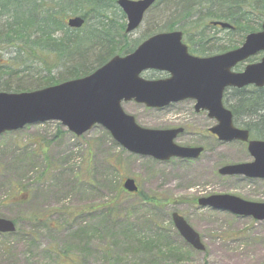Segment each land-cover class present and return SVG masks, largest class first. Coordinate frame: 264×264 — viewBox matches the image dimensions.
I'll list each match as a JSON object with an SVG mask.
<instances>
[{
	"label": "rangeland",
	"instance_id": "1",
	"mask_svg": "<svg viewBox=\"0 0 264 264\" xmlns=\"http://www.w3.org/2000/svg\"><path fill=\"white\" fill-rule=\"evenodd\" d=\"M155 20L153 14L146 15L129 36L130 44L148 38L147 29ZM217 37L225 43L223 34ZM5 53V59L14 56ZM151 74L143 76L151 79ZM10 82L25 89L9 94L43 89L30 78ZM194 105L185 101L155 110L123 103L141 127L182 128L177 145L205 148L194 160L161 162L131 154L102 126L77 137L60 122L50 121L0 135V218L16 221L17 227L15 233L0 234V264H66L71 258L78 264H144L131 250L125 255L136 236L127 239L125 228L147 237V242L158 233L165 236L182 250L172 264H264V221L198 205L200 198L224 194L264 203V180L219 174L226 165L253 159L242 143L210 136L214 122L196 113ZM126 179L136 182L137 195L124 191ZM22 192L23 202L18 199ZM173 213L199 233L204 251L181 238ZM36 216L45 218L41 222Z\"/></svg>",
	"mask_w": 264,
	"mask_h": 264
},
{
	"label": "water",
	"instance_id": "2",
	"mask_svg": "<svg viewBox=\"0 0 264 264\" xmlns=\"http://www.w3.org/2000/svg\"><path fill=\"white\" fill-rule=\"evenodd\" d=\"M158 0H119L118 6L127 18L129 34L143 23L146 13ZM84 19L72 18L70 28L79 29ZM214 26L231 29L227 23ZM264 54V23L260 32L249 34L241 47L207 58L189 53L180 31L159 33L144 41L133 53L116 56L107 64L83 78L67 81L30 93H0V135L25 126L57 121L80 137L95 126H102L114 141L128 152L159 161L171 158L198 159L202 147H182L174 143L183 129L153 130L141 127L127 114L123 103L135 102L151 109H164L187 99L196 101V110H207L219 125L211 132L224 142H248L253 163L224 166L222 176H244L264 179V141L249 142L246 130L234 127L231 111L223 105L227 88L243 89L250 85L264 87V56L249 64L243 72L237 65ZM166 72L165 80H147V71ZM124 188L138 192L134 180L127 179ZM199 206L229 212L240 217L264 221V203L250 202L233 195L201 198ZM172 219L185 241L197 251L205 247L200 235L179 214ZM16 232L13 221L0 218V234Z\"/></svg>",
	"mask_w": 264,
	"mask_h": 264
},
{
	"label": "trees",
	"instance_id": "3",
	"mask_svg": "<svg viewBox=\"0 0 264 264\" xmlns=\"http://www.w3.org/2000/svg\"><path fill=\"white\" fill-rule=\"evenodd\" d=\"M117 1L0 0V93L25 89L10 85L15 77L21 82L34 79L38 88L44 89L88 76L113 57L132 53L147 37L130 44ZM149 13L156 20L149 24L148 37L181 31L191 52L206 57L236 49L248 34L258 32L264 22V0H159ZM70 17L83 18L85 26L70 28ZM215 22L227 23L233 29L214 26ZM219 33L224 44H220ZM5 52L14 56L5 59ZM230 95L234 96L232 101ZM227 104L253 137L264 139V89L228 92ZM18 199L24 201L23 192ZM40 218L45 217L35 219ZM123 232L126 237L136 235L125 255L131 250L144 264H172L173 256L182 252L159 233L147 242V237L131 228ZM64 262L78 264L73 258Z\"/></svg>",
	"mask_w": 264,
	"mask_h": 264
},
{
	"label": "flooded vegetation",
	"instance_id": "4",
	"mask_svg": "<svg viewBox=\"0 0 264 264\" xmlns=\"http://www.w3.org/2000/svg\"><path fill=\"white\" fill-rule=\"evenodd\" d=\"M125 22H126V24H127V18H125ZM133 32H135V31H133ZM133 32H131L130 34H128L129 36L130 35H132L133 34ZM127 33V32H126ZM189 51L191 52V48L189 47ZM194 56H199V55H195V54H193ZM199 57H202V56H199ZM248 65H244V67H243V69H242V71H244V69L247 67ZM240 68H242V65H239V66H237V68H236V70L238 71ZM242 71H238V72H242ZM148 72H153V74H151V75H153L152 76V78L150 79L149 78V80H161V79H167V78H169V74L168 73H164V72H157V71H148ZM156 75V76H155ZM252 88V87H251ZM234 91H236V90H234V89H226L225 90V92H224V97H223V105H224V107L226 108V109H229L230 111H231V113H232V120H233V125H234V127L235 128H237V129H239V130H246L247 132H248V134H249V142H251V141H264V139H260V138H255V137H253L252 136V134H251V132H250V130L247 128V127H244L242 124H240L239 123V121L236 119V117H235V115H234V113H233V111L231 110V108H229V106H228V104H227V93L228 92H231V93H233ZM231 97H234V96H231L230 95V98ZM185 101H192V102H194L195 103V101L194 100H192V99H187V100H185ZM184 101V102H185ZM194 110H195V112L196 113H205L206 115H207V117L210 119V121H213L214 122V124H213V126L212 127H210L209 129H208V134L210 135V136H212V137H214V138H216V139H218L219 140V137L218 136H215V134H213L212 132H211V130L212 129H214L215 127H217L218 125H219V122L217 121V120H215V119H212L211 117H210V114H209V112L207 111V110H199V111H197L196 110V104L194 105ZM184 133V130H183V132L181 133V134H183ZM181 134H179V136L181 135ZM178 136V137H179ZM177 137V138H178ZM177 140V139H176ZM220 141V140H219ZM240 144H241V142H240ZM243 145H245L246 146V148H247V151H248V146H249V144H246V143H242ZM196 147H199V146H196ZM201 147H203V146H201ZM204 151H205V148L203 147V152L201 153V155L204 153ZM249 153V152H248ZM251 158H252V156H251ZM253 159V158H252ZM252 162H254V159L251 161V162H245V163H252ZM237 164V163H236ZM233 177H242V176H233Z\"/></svg>",
	"mask_w": 264,
	"mask_h": 264
}]
</instances>
